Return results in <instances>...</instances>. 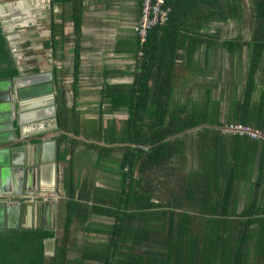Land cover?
<instances>
[{
  "label": "trees",
  "instance_id": "obj_1",
  "mask_svg": "<svg viewBox=\"0 0 264 264\" xmlns=\"http://www.w3.org/2000/svg\"><path fill=\"white\" fill-rule=\"evenodd\" d=\"M70 1L76 30L81 9L77 0ZM198 3L215 12L212 16L191 15L180 8L173 15L174 5L164 0L169 8L167 20L147 31L133 82L124 87L126 103L114 106L126 105L127 118L118 129L113 122L103 128L109 142L123 144L118 191H103L102 199H92L89 206L68 199L59 237L43 229L0 231V264H264V237L260 239V233L264 235V208L255 204L259 188L264 187V143L219 131L223 124H241L264 134V89H258L254 81L264 52V0L250 1L253 17L263 24V36L252 44L240 42L238 34L221 40L202 37L194 30V24L200 28L212 20L237 25L242 18L241 0ZM50 29L53 48L58 45L54 38L60 37L61 30L56 24ZM178 29L196 34L195 42L205 43V52L213 46L224 51L231 68L239 66L244 47L250 51L240 98L237 81L228 83L226 93L223 84L213 82L202 83L197 97L173 95L175 89L188 86V82L194 85L193 81L178 77L173 60H166L180 45ZM159 33H165V41L174 42V46L163 48L154 56ZM185 40L191 44V39H182ZM190 46L183 49L187 55L195 51V46ZM76 65L74 56V69ZM184 65L190 67L187 62ZM205 68L204 65L199 70L200 78H205ZM17 75L0 25V79ZM217 88L218 96L213 97ZM187 163L189 167L185 166ZM63 183L71 198L70 174L64 176ZM96 215L112 222L89 221ZM73 217L80 220L81 232L101 235L103 239L93 245L89 241L75 245L68 239ZM50 239H54L52 255L45 256L44 241ZM76 249L81 256L69 259L67 252Z\"/></svg>",
  "mask_w": 264,
  "mask_h": 264
},
{
  "label": "crops",
  "instance_id": "obj_2",
  "mask_svg": "<svg viewBox=\"0 0 264 264\" xmlns=\"http://www.w3.org/2000/svg\"><path fill=\"white\" fill-rule=\"evenodd\" d=\"M3 1L6 0H0V4ZM9 1L11 2L8 6L13 8L11 20L16 21V18L23 16L21 13H27L24 16L31 17L29 23L18 25L21 28L17 30H14L16 24H11L14 25L11 29L10 24L8 25L9 33L7 34L12 43L8 42V39L6 41L10 54L13 58L14 50L10 45L13 44L16 47L18 44L23 49L29 50V58L33 64L43 63L45 61L43 57H45L50 67L39 69L34 66L32 70L41 75L36 82L37 87L47 85L49 77L46 78L45 75L51 74L52 95H46L48 94L46 92L43 96L39 94L37 98L24 100L22 103H36L37 106H26L21 110L16 109L15 103H12V108L9 107L6 113H0V117L7 115L11 121V127L6 128L3 126L6 125V120H3L5 118L0 121V126L4 127L0 133L7 135L8 138L0 143V162H2L0 198H3L0 224L25 228L16 230L47 228L52 224L47 207L53 204L54 217L51 231L59 237L65 221L64 207L68 199L89 206L92 199L96 200L97 197L99 200L102 199L103 191L117 192L119 189L118 162L122 156L123 144L109 142L104 137L106 132L103 128L113 122L114 128L118 129L127 118L126 105L114 106L123 101L126 103L124 87L132 84L137 71L139 57L134 56V51L137 49L134 27L138 18L140 0H77L81 12L76 30L71 19L73 3L70 0ZM169 1L175 7L173 15L180 8L183 13L191 15L203 13L212 16L215 12L212 7L199 4L200 0ZM194 1L197 3L192 4L191 2ZM250 1L241 0L242 18L236 27L231 21L212 20L202 24L200 28L194 24L195 33H200L202 37L204 35L219 37L221 40L234 38L238 34L240 42L255 43L260 36H263V24L258 18L253 17ZM192 5L193 8L189 9ZM180 14L182 12H177V15ZM228 23L233 24L234 35L221 37L218 35V30L221 31L218 25ZM52 24L59 25L61 30L60 37L54 38L59 41L58 45L53 48L50 47L52 45L50 25ZM27 28H30V39H23L20 34L13 35ZM178 33L180 45L166 60H173L172 63L176 66L174 72L178 77L194 82L200 78L199 70L204 68V65L205 67L209 65L211 56L216 49L218 51L219 49L213 46L205 52L206 44H197L196 34H187L180 29ZM17 37L22 39H16ZM157 37L158 52L153 51L154 56L158 55L163 48L169 49L174 46V42L165 41V33H159ZM185 37L191 39V44L187 40L182 41ZM254 37L255 41H253ZM208 40L207 38L206 41ZM190 45L195 46V51L187 55L183 49L191 47ZM222 52L226 56L225 52L220 50V53ZM249 53L250 51L244 47L239 57L238 77L243 78V81L250 58ZM74 56L77 61L75 69L73 68ZM226 58L228 60L227 56ZM259 60L254 81L258 89H264V52ZM13 61L17 67L14 58ZM186 62L190 65L189 68L184 65ZM186 85L188 86L175 89L173 95L192 96L187 91L192 84L188 82ZM256 95L257 91L254 93V100ZM145 122L148 124L150 121L145 120ZM34 159H38L41 163L37 191L36 189L28 190L29 184L25 177L21 179L22 168L19 166L25 163L31 164ZM67 174L73 178L71 198L63 183L64 176ZM21 193H23L22 196ZM242 200L243 195L240 196L239 209L242 208ZM255 204L259 208H264V187L259 188ZM89 221L99 224L112 222L111 219L98 215L90 217ZM70 224L68 239L73 240L77 246L82 245L83 241H89L93 245L103 239L101 235L81 232L79 228L81 223L76 217L72 218ZM253 230L255 231L256 227ZM260 237L263 239L264 235L260 233ZM45 244L51 245L50 253L47 252ZM53 245L54 239L44 241L45 256L52 255ZM70 253L79 256L70 257ZM80 256L81 253L77 249L67 252V257L72 260ZM88 263L90 262L85 261V264Z\"/></svg>",
  "mask_w": 264,
  "mask_h": 264
},
{
  "label": "rangeland",
  "instance_id": "obj_3",
  "mask_svg": "<svg viewBox=\"0 0 264 264\" xmlns=\"http://www.w3.org/2000/svg\"><path fill=\"white\" fill-rule=\"evenodd\" d=\"M10 2L11 1L6 0L5 2L3 1V3L0 4V10L4 14L8 15L7 21L4 22L3 25H4V28L5 27L7 28L8 23H10L12 21L10 23V29L16 24L14 30L15 29L17 30V29L21 28L18 25L20 24L19 20L20 19L22 20V18H16L17 21L11 20V16H12L11 14H13V10H12L13 8L8 6V4H10ZM21 14L24 16L27 13H25V14L21 13ZM13 16H16V15H13ZM23 16H21V17H23ZM25 18L27 20H31L30 15H27V17H25ZM9 20H11V21H9ZM11 24H14V25H11ZM218 27H219V29H221V31L218 30L219 31L218 35H220L221 37L231 36L232 34L234 35V29H233L232 23L218 25ZM235 27H236V24H235ZM29 29L30 28H27V30H24L22 32L17 31L13 35L20 34L23 36V39H30V30ZM5 38H6V40L8 39L7 40L8 42L12 43V40H10V38L8 37V34L5 35ZM16 39H22V37H17ZM19 44H21V43H19ZM10 46L12 47V50H14L13 51V54H14L13 58L16 61L17 68L20 69L21 74L29 75L30 73H34L32 70L33 69L32 67H34V66H35V68H39V69H44V68L48 69L50 67V64L46 62L45 57H43V60H45L43 63L33 64L29 58V55H30L29 50L23 49L18 44H16V47H14L13 44H11ZM15 50H16V52H15ZM223 54H224L223 52L220 53V50L218 51L216 49V51L214 52V55L211 56V59L209 60L210 62L208 61L209 65H207V67H206L207 69H205V71H204L203 76H205V78L196 79L193 82L194 85H191V88L187 89L189 94H191L193 97H197L196 95L200 91L199 86L202 85V83H204V85H210L213 82H216L218 85L223 84L222 90L225 91V93H226L227 90L229 89L228 83L230 81H237V82L240 81L237 84V91H236L237 97L240 98L243 78L240 77V79H239V77H238L239 67L236 68L234 66V68H231L226 56ZM224 58H226L225 61H224ZM240 68L242 70V66ZM243 76H244V74H243ZM218 89L219 88H217L216 90H213V92H212L213 97L218 96V93H219ZM182 97H184V96H182ZM224 98H227V95H225ZM186 99H189V98H186ZM224 110L225 109L222 108L220 111L221 120L224 119V113H223ZM223 125H225V124H223ZM223 125L219 128V131L222 134H227L225 132V127H223ZM188 149H189V147L186 146L185 147V153H188V151H189ZM186 156H187V161L190 162V159L188 158L189 154H186ZM185 166L189 167V163H187ZM50 246H51L50 244H45V248L48 249V251H47L48 253H50V251H51ZM70 254H71L70 257H74V258L79 256L78 254H74V253H70ZM88 264H94V263L90 262Z\"/></svg>",
  "mask_w": 264,
  "mask_h": 264
},
{
  "label": "water",
  "instance_id": "obj_4",
  "mask_svg": "<svg viewBox=\"0 0 264 264\" xmlns=\"http://www.w3.org/2000/svg\"><path fill=\"white\" fill-rule=\"evenodd\" d=\"M7 14L0 12V25L2 28V32L4 34L9 33L8 28H4V22L7 21ZM11 21V20H10ZM10 23H8L9 25ZM26 25V24H25ZM18 75L14 77L13 79L5 78L0 79V113H6L10 107V103H15L16 109L21 110L24 109L26 106H37V104H30V103H22L24 100H29L33 98H37L40 94V96H43V93L48 92L46 95H52V84H51V74L46 73V78H48L47 85L39 86L37 87L36 82L38 81V78L41 77L38 73H35L33 75H24L20 73V69L17 68ZM45 78V80H46ZM39 96V97H40ZM9 101V103H7ZM3 102H6L4 105ZM2 118H5L3 120H6V125H3L5 128L11 127V121H9V116L0 117V121ZM1 124V123H0ZM4 124V123H3ZM4 127L0 126V130H2ZM197 129V128H196ZM192 131V130H191ZM7 135H3L2 132L0 133V143L4 140H8L6 137ZM0 165H2V162H0ZM40 161L37 159L32 161L30 164H23L19 165L21 170V179L25 177V180L28 182V190H38V184H39V174H40ZM23 193H21L22 196ZM18 197V196H16ZM3 198H0V208L3 207L2 202ZM48 216L49 219H52V224L49 227H44L42 229H49L53 230V217H54V208L53 204H50V206L47 207ZM27 213V210H26ZM16 229H25V228H18L17 226H2L0 224V230H16ZM35 229V228H34Z\"/></svg>",
  "mask_w": 264,
  "mask_h": 264
},
{
  "label": "built area",
  "instance_id": "obj_5",
  "mask_svg": "<svg viewBox=\"0 0 264 264\" xmlns=\"http://www.w3.org/2000/svg\"><path fill=\"white\" fill-rule=\"evenodd\" d=\"M169 8L164 5V0H140L137 22L134 27L136 36V57H141L142 46L145 43L147 31L158 25H162L167 20ZM225 132L230 135L245 136L251 140L262 141L264 134L250 127L241 124H226Z\"/></svg>",
  "mask_w": 264,
  "mask_h": 264
},
{
  "label": "flooded vegetation",
  "instance_id": "obj_6",
  "mask_svg": "<svg viewBox=\"0 0 264 264\" xmlns=\"http://www.w3.org/2000/svg\"><path fill=\"white\" fill-rule=\"evenodd\" d=\"M24 17H27V15L26 16H24ZM20 18H22V20L20 19L19 20V22H20V24L19 25H25V24H27V23H29L31 20H27L26 18H23V17H20ZM17 21V20H16ZM33 74H35V73H31V74H29V75H33ZM7 103H9V101L7 102ZM13 103V102H12ZM12 103H10V108H12Z\"/></svg>",
  "mask_w": 264,
  "mask_h": 264
},
{
  "label": "bare ground",
  "instance_id": "obj_7",
  "mask_svg": "<svg viewBox=\"0 0 264 264\" xmlns=\"http://www.w3.org/2000/svg\"><path fill=\"white\" fill-rule=\"evenodd\" d=\"M0 12H1V10H0Z\"/></svg>",
  "mask_w": 264,
  "mask_h": 264
}]
</instances>
